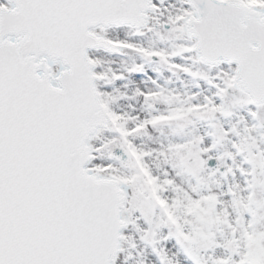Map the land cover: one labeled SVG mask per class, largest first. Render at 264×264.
Segmentation results:
<instances>
[{
	"label": "snow or ice",
	"instance_id": "snow-or-ice-1",
	"mask_svg": "<svg viewBox=\"0 0 264 264\" xmlns=\"http://www.w3.org/2000/svg\"><path fill=\"white\" fill-rule=\"evenodd\" d=\"M0 264H264V0H0Z\"/></svg>",
	"mask_w": 264,
	"mask_h": 264
}]
</instances>
